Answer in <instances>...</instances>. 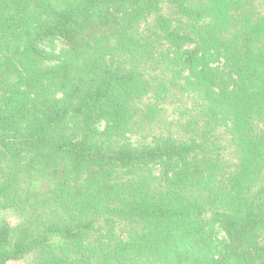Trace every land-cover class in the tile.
Returning <instances> with one entry per match:
<instances>
[{
    "label": "trees",
    "instance_id": "16d2710c",
    "mask_svg": "<svg viewBox=\"0 0 264 264\" xmlns=\"http://www.w3.org/2000/svg\"><path fill=\"white\" fill-rule=\"evenodd\" d=\"M5 209L0 264H264V0H0Z\"/></svg>",
    "mask_w": 264,
    "mask_h": 264
},
{
    "label": "rangeland",
    "instance_id": "374dc122",
    "mask_svg": "<svg viewBox=\"0 0 264 264\" xmlns=\"http://www.w3.org/2000/svg\"><path fill=\"white\" fill-rule=\"evenodd\" d=\"M49 44H51L56 52H60L62 49H64L63 44L56 40L52 41ZM223 66V61L220 60V58L216 59V61L212 64V67H218L221 69ZM173 118V117H172ZM171 118V119H172ZM104 124L101 123L99 125V128H103ZM52 186V179L49 177L43 182H33L32 183V189L37 192L46 191ZM23 216H18L14 211L11 209H5L0 210V226L2 223H7L8 225L14 227L18 224H20L23 221ZM218 237L221 239L223 237L222 234L218 235ZM7 264H35V259L33 254L25 255L20 259L9 261Z\"/></svg>",
    "mask_w": 264,
    "mask_h": 264
}]
</instances>
